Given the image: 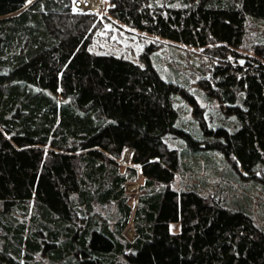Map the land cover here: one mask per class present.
<instances>
[{
  "label": "trees",
  "instance_id": "obj_1",
  "mask_svg": "<svg viewBox=\"0 0 264 264\" xmlns=\"http://www.w3.org/2000/svg\"><path fill=\"white\" fill-rule=\"evenodd\" d=\"M105 4L0 0V264H264L250 212L171 185L187 157L221 153L245 176L264 166V0ZM110 19L201 49L213 61L202 86L238 126H209L196 102L200 132L180 126L184 90L154 43L142 62L91 48ZM138 170L146 191L133 206Z\"/></svg>",
  "mask_w": 264,
  "mask_h": 264
},
{
  "label": "rangeland",
  "instance_id": "obj_2",
  "mask_svg": "<svg viewBox=\"0 0 264 264\" xmlns=\"http://www.w3.org/2000/svg\"><path fill=\"white\" fill-rule=\"evenodd\" d=\"M103 3L100 10L105 7V0ZM161 40L162 37L158 35L110 19L104 21V25L97 30L91 48L142 62V54L154 43L155 49L151 53L154 63L165 77L180 83L184 90L176 98L180 111L178 124L197 134L200 132L195 113L196 102L205 109L209 126L224 125L230 129L236 128V117L227 112L223 103L202 86V82L211 74L213 61L199 48ZM169 142L175 147H188L185 142L175 137H170ZM124 153L120 159L122 170L130 164L132 150L127 148ZM212 156L208 159L198 156L185 158L184 168L176 175L171 185L179 190L196 188L203 194L214 195L230 208L246 209L253 216L255 223L264 228V166L259 168L256 175L245 176L239 171L234 158L221 153ZM143 184L144 177L138 170L137 176L127 185L129 201L133 206H136L139 195L146 191ZM105 208L103 211L109 217L114 216L117 211L115 203H110ZM173 228L179 229V224L173 225ZM125 235L129 238L135 237L133 222L125 231Z\"/></svg>",
  "mask_w": 264,
  "mask_h": 264
},
{
  "label": "built area",
  "instance_id": "obj_3",
  "mask_svg": "<svg viewBox=\"0 0 264 264\" xmlns=\"http://www.w3.org/2000/svg\"><path fill=\"white\" fill-rule=\"evenodd\" d=\"M75 10L96 11L103 6V0H71Z\"/></svg>",
  "mask_w": 264,
  "mask_h": 264
},
{
  "label": "snow or ice",
  "instance_id": "obj_4",
  "mask_svg": "<svg viewBox=\"0 0 264 264\" xmlns=\"http://www.w3.org/2000/svg\"><path fill=\"white\" fill-rule=\"evenodd\" d=\"M29 2H31V0H29Z\"/></svg>",
  "mask_w": 264,
  "mask_h": 264
},
{
  "label": "bare ground",
  "instance_id": "obj_5",
  "mask_svg": "<svg viewBox=\"0 0 264 264\" xmlns=\"http://www.w3.org/2000/svg\"><path fill=\"white\" fill-rule=\"evenodd\" d=\"M129 152V151H128ZM125 154V153H124Z\"/></svg>",
  "mask_w": 264,
  "mask_h": 264
}]
</instances>
